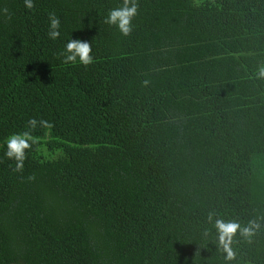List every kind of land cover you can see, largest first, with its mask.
<instances>
[{"label": "trees", "instance_id": "1", "mask_svg": "<svg viewBox=\"0 0 264 264\" xmlns=\"http://www.w3.org/2000/svg\"><path fill=\"white\" fill-rule=\"evenodd\" d=\"M138 3L124 37L122 0H0V264H264V228L227 262L207 220L264 218V0Z\"/></svg>", "mask_w": 264, "mask_h": 264}, {"label": "clouds", "instance_id": "2", "mask_svg": "<svg viewBox=\"0 0 264 264\" xmlns=\"http://www.w3.org/2000/svg\"><path fill=\"white\" fill-rule=\"evenodd\" d=\"M26 9L32 10L35 7L34 0H24ZM7 12V9H4ZM139 14L138 0H122V4L109 11L104 23L110 26H115L120 34L124 37H128L132 34L134 25L133 21ZM60 19L55 13L49 14V31L48 36L50 39H57L60 36ZM63 57L64 64H75L77 61L83 66L91 65L94 60L92 56V43L82 40L70 39L65 49L59 54ZM255 78L258 80H264V64L258 66ZM150 82L148 80L143 81V84L147 86ZM49 128L52 125L43 119L37 120L32 118L28 121V129L21 133L12 134L6 141V153L5 155L9 160L15 162L14 171L22 172L24 168V162L26 159L27 151L32 148L34 137L31 134L32 130L37 127ZM216 213L209 212L207 220L212 223L217 234V242L220 249L225 253V260L227 262L234 261L236 259V251L233 249L232 244L237 235L241 239L252 242V237L256 235L258 231L264 228V218L260 220H250L246 225H241L236 220H225L223 218H215ZM210 234L208 229L204 230L203 235L207 237Z\"/></svg>", "mask_w": 264, "mask_h": 264}]
</instances>
